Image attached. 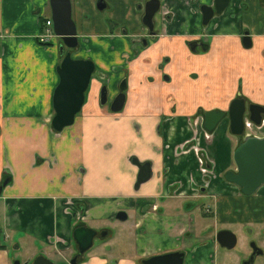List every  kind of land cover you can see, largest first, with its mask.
Listing matches in <instances>:
<instances>
[{
  "label": "crops",
  "instance_id": "1",
  "mask_svg": "<svg viewBox=\"0 0 264 264\" xmlns=\"http://www.w3.org/2000/svg\"><path fill=\"white\" fill-rule=\"evenodd\" d=\"M93 1L83 3L90 8ZM164 1L173 20L150 54L144 51L128 63L121 56L126 49L116 56L108 52V42L101 40L107 28L99 17L82 25L83 40L90 36L103 44L91 58L100 74L110 76L109 97L127 77V102L119 114L103 106V81L97 75L75 123L57 133L52 118L61 62L58 43L44 47L37 41L40 13L50 15L48 0H0V185L6 176L11 180L0 196V264H32L40 255L68 264L77 255L73 234L80 224L97 231L110 226L111 233L78 264H141L175 251L185 253L184 264H228L233 257L219 252L209 223L248 222L254 199L264 210L260 193L247 198L216 180L212 191L219 196L218 214L213 221L196 206L203 199L171 197L175 185L179 193L192 191L190 178L202 182L195 154L175 150L190 136L187 116L201 107L227 108L239 84L252 101L264 105V0H233L223 22L209 27L215 37L205 56L186 47L187 40L204 31L190 13V1ZM132 14L137 25V14ZM245 27L253 37L251 50H244L238 38ZM165 56L171 62L161 70ZM214 58L222 65L217 70ZM117 65L124 70L114 73ZM226 123L210 147L219 175L237 145ZM133 157L150 161L154 172L139 188ZM77 211L83 212V222L72 216ZM119 211L127 212V221L115 220ZM263 215L256 221L264 222Z\"/></svg>",
  "mask_w": 264,
  "mask_h": 264
},
{
  "label": "flooded vegetation",
  "instance_id": "2",
  "mask_svg": "<svg viewBox=\"0 0 264 264\" xmlns=\"http://www.w3.org/2000/svg\"><path fill=\"white\" fill-rule=\"evenodd\" d=\"M136 1H137L136 2V8L138 10V12H136V14H137L136 17H138L137 25H135L134 21L131 18H129L130 24H131L130 29H127L125 27L123 30L117 32L116 34L112 31L113 28H111L110 31L105 30L103 32V42L104 43L108 42L109 49H110V50H108V52L110 53V55L113 56L114 53L117 55V54H119L118 51L121 52V50L125 49V47H126V52L122 51L121 56H122V62L124 60L127 63L129 61H133V60L137 59V57L140 55V53L142 54L144 51H145L144 53L150 54L149 49L151 47H153L155 44H157L159 42V40L163 37V33H164L163 30H164L165 26L168 23H170L175 16V14L171 11V9L169 8V6L166 4V2L164 0H158L159 3H158L157 11L150 18H147L146 7H147V4L151 0H136ZM189 1H190L189 7L191 8L190 13H191V15L197 16L199 18L200 24H201L202 28L204 29V31H203V33H201L199 38H196V39L193 38V39L187 40L186 41L187 42L186 47H187L188 51H190L194 55H199V56L209 55L212 51V40L215 37V34L214 33L212 34V32L209 31V27L213 24V22H216L215 24L217 26L219 23L223 22L222 19L225 16V14L227 13V11L230 9V6L232 5L233 0H228L227 4L221 10V12H219L216 8V0H210V2H206V0H193V1L189 0ZM70 2H71V8H72V19H73L75 26H76V29H77L78 45L74 48H68V47L64 46V52L63 53L61 52V46L64 45V42H63L62 38L60 36H58L55 32V28H54L55 24H54V21L52 18L51 0H48V3H47L48 10H50V15L45 16V13H43V11L40 13V14H42L39 16V21L41 23V32L37 36V41L41 46H44V47L53 46L54 44L58 43L57 45H58V49H59V53H60L61 62L63 61V59L67 53L71 54V57L73 60H90V61H92L94 64L95 70L92 74L89 87L85 92V101H84L83 106L85 105V103L87 101V94L91 88L92 81H93L94 77L99 75V76H101V80L103 81V84L101 85V90H100V102H101V104L103 106L107 107L108 110L112 114H119L124 110L126 102H127V91H128V87H129L128 86V78L124 77L120 80V82L117 84V89H118L117 94L113 98H110L109 97V93H110V89H109L110 76H109V74H107L105 72L100 74V70L97 69V66H96V63L94 62V60L91 57H88L85 52H82L83 49L80 48V43H81L80 39L83 38L84 35L80 36V34H79L77 23L74 20V11H75V7H79V6L82 7L83 6V0H70ZM97 7H98V10L104 11L109 7V4L106 0H98ZM132 11H134V10H132ZM132 11L130 13V16H133ZM204 12H206V13L212 12V14H211L212 17L209 19V21L207 23H204ZM234 17L235 16L233 15L232 18H234ZM45 19H50V21L52 22L55 36L53 38H51L48 42L41 43L40 42V35L42 34V31H43L42 27H43V23L46 21ZM108 25L105 24L107 29H108V27H110ZM133 25H135V26L132 27ZM229 36H236V35L231 34ZM125 38H126L127 45H125L122 48L123 43H125V40H124ZM238 38L240 40V45L244 50H251L253 48V37H252L250 30L247 27L243 28L241 34L238 35ZM205 39H207V40H205ZM245 39L249 40V42L251 44V45H249V47L245 46V43H244ZM113 44H116L119 47V49H117ZM129 50H131L130 53H127ZM61 62H60V64H61ZM169 62H171V58L169 56L163 57L161 63L159 64V68L161 70L164 69L165 64H167ZM58 67H57V72H58ZM123 68L124 67L117 65V66H113L112 70L114 73H117V71L124 70ZM58 75H59V73H58ZM165 77H166V74H165ZM168 78H166V79H168ZM59 83H60V76H59ZM59 83H58V85H59ZM104 89H105V91H104ZM243 89H244L243 85L239 84L236 94L232 97V99L229 102L228 107L225 109L218 108V107L217 108H211V109H205V108L201 107V108L196 110L195 114L187 116V126H188L187 128L191 132V133H189L190 136L181 145H179L175 149V150L180 151L182 153L192 152L193 154H195L202 182L199 185L198 183H196L195 180L190 178L191 185H192L191 186L192 191H184L183 190V191H180L179 193H178V191H179L178 186L175 185L176 188L173 189V191L171 193V197H177L178 196V197H181L185 200H193V202H195L194 200H197V199H203V201L201 203H198L196 206L199 207V209H202V210L204 209L203 214L205 215V217L209 218V220H211V221H213L214 218H217V214H218L217 208H218L219 196L216 193H213V191H212L213 183L215 180H216V183H226V184L233 185L234 187H236L239 190V193L242 196L247 197V198L254 197L255 195L259 196V193H260L261 194L260 198L264 201V184H262V186L253 195L246 196L242 193L241 189L237 185L229 182L226 179V174L228 172L237 173V171H238V167H237V164L235 161V152L240 147V145L242 143H244L247 138L264 139V113H261V123L257 124L252 119V114L250 111L251 106L256 105V106H259V107L264 109V105L252 101L247 95H245L243 93ZM103 93H105V94H103ZM121 93H124L125 97H126L124 107L119 112H113L111 110V106H112L114 100L116 99V97L118 95H120ZM54 94H55V92H54ZM53 99H54V96H53ZM103 100H104V103H103ZM237 100L244 101V105H245V111H244L243 119H242V121H243V132L241 134H234L232 132V129H231V113H230V111L232 110V107L234 105L233 103H235ZM83 106H82V108H83ZM53 109H54V104H53ZM81 111H82V109L76 115V117L81 113ZM213 112L214 113H222L223 117L219 120V122L216 124V126L212 130H210L206 126L207 115L209 113H213ZM54 116H55V109H54ZM54 116H53V118H54ZM76 117H75V120H76ZM53 118H52V120H53ZM225 122H227L226 125L229 128V135L232 138H234L237 145L233 151V155L231 156L232 158H231V161H230L228 167L225 169V171H223L219 175L217 173L216 159L210 155V153H211L210 147L212 146V144L214 142V138L216 136L217 131L220 129V126ZM74 123H75V121H74ZM52 127H53V125H52ZM68 127H70V126H68ZM65 128H67V127H65ZM53 130L57 133H61L63 131V130L62 131H56L54 129V127H53ZM131 162L138 169L137 178H136V182H135V188H139L142 184L150 181L153 178L154 172H153L152 163L150 161L141 162L138 158H135V157L132 158ZM137 163H139V164L149 163L151 171H152L151 177L148 180L143 181L142 183H138L140 168L137 165ZM10 181L11 180L4 179V181L2 182L0 187H2V189H3L5 186H7L10 183ZM5 182H7L6 185H4ZM197 201H196V203H197ZM154 209L156 210V207H154ZM120 212H123L127 215L126 220L121 221V220L117 219V215ZM259 214H264L263 208ZM72 216L74 217L75 220H79V221L83 222V220L81 219V218H84L83 212L77 211L74 214L72 213ZM115 220H118L119 222L127 221L128 220L127 212L119 211L115 215ZM262 220H258L257 222L264 224V222H262ZM245 223H247V222L229 223V222L214 221L212 223H209V226L207 227V230L211 231L214 234V240H215V243L217 244L218 250L220 248L225 249V251H223V253H230L231 256L233 257L227 261L228 264H233L235 262V260L239 264H255L256 261L260 257H264V246L262 244H259L257 241L254 243H251L250 254L247 257V259L246 258L244 259L243 257L241 258L238 255L233 254L232 250L235 249L236 246L238 245L239 235L237 232L230 229L232 226L231 224H233V225L240 224L242 227L243 224H245ZM79 227H88V226H86L84 224H80L78 226V228ZM88 228H90V227H88ZM243 229H244V227H242V230ZM95 231L98 232L97 230H95ZM102 232L106 233V237L103 238L106 241L109 238L111 232L109 229H104ZM222 232H229V233L231 232L236 237L237 242L233 248H228V247L221 245V243L218 240V235ZM98 234L99 235L97 237H100L101 232L100 233L98 232ZM73 236H74V234H73ZM75 243H76V241H75ZM93 245H94V242H93ZM76 247H77V253H78L79 249H78L77 243H76ZM219 252H220V250H219ZM171 253H182L184 255L183 256V264H184V262H185V253L184 252L175 251V252H170L167 254H171ZM162 255H164V254H162ZM146 259H148V258H146ZM146 259H144V260H146ZM214 260H216V256H215ZM142 261H141V264H142ZM17 262H19V261H17Z\"/></svg>",
  "mask_w": 264,
  "mask_h": 264
},
{
  "label": "water",
  "instance_id": "3",
  "mask_svg": "<svg viewBox=\"0 0 264 264\" xmlns=\"http://www.w3.org/2000/svg\"><path fill=\"white\" fill-rule=\"evenodd\" d=\"M228 0H216V8L219 12L225 7ZM158 0H151L146 7L147 18H150L158 9ZM52 18L55 24V32L64 42L61 46V52H64V46L74 48L78 45L77 29L72 19V8L70 0H51ZM218 12V13H219ZM211 13L204 12V23H207L212 17ZM245 46L249 47L248 39L244 40ZM95 70L94 64L90 60H73L70 53H67L58 67L60 83L54 94L53 104L55 116L52 125L56 131H62L65 127L71 126L76 115L82 109L85 101V92L89 87L92 74ZM105 91V89H104ZM105 94V93H103ZM125 94L121 93L114 100L111 110L119 112L125 104ZM104 103V100H103ZM231 113V129L234 134L243 132V114L245 111L244 101L237 100L233 103ZM252 119L261 123V113L264 109L259 106H251ZM223 117L222 113H209L207 115V128L212 130L219 120ZM235 161L238 167L237 173L228 172L226 179L237 185L246 196L253 195L264 184V139L247 138L244 143L235 152ZM140 173L138 183L148 180L152 171L150 164H139ZM7 182L4 183L6 185ZM0 187V195L2 192ZM117 219L124 221L127 215L120 212ZM92 228L79 227L74 231V240L78 245V253L69 264H78L79 258L88 252L94 240L98 236ZM101 238L106 237V233L101 232ZM218 240L222 246L233 248L236 245V237L233 233L222 232L218 235ZM182 253H171L153 256L142 261V264H183ZM14 264H20L15 262ZM32 264H55L49 258L40 255L35 258Z\"/></svg>",
  "mask_w": 264,
  "mask_h": 264
},
{
  "label": "rangeland",
  "instance_id": "4",
  "mask_svg": "<svg viewBox=\"0 0 264 264\" xmlns=\"http://www.w3.org/2000/svg\"><path fill=\"white\" fill-rule=\"evenodd\" d=\"M106 1L108 2L109 7L104 11L98 10V7H97L98 0H94L90 8L84 5V3L82 7H75L74 20L77 23L78 31L81 30V27L83 24H86L89 21H91L94 16L99 17L103 21V23H105L106 25L109 24L108 26L110 27H108L107 31H110V29L113 28L112 31L115 34L123 30L125 27L127 29L131 28L129 18L133 19L134 16H130V13L132 10H134L135 12H138L136 8V2H134V0H106ZM84 37L85 36H83V38ZM83 38L80 39L81 40L80 48L83 49L82 52H93L92 54H88L87 56L93 57L94 59H96L97 53L100 50H103V44L94 43L93 38L90 36H86L85 40H83ZM113 45L117 49H119V47L116 44H113ZM213 63H214L213 68L215 70H217L218 67L222 66L221 63L218 62L217 58H214ZM175 81L179 84L181 83V79H178ZM174 84L172 87H169L168 89L169 93L171 90H174V88H176ZM243 211L246 212V208H244ZM260 211H262V205L259 204L258 199L257 200L254 199V204L251 206L250 210H248V213L250 215L249 221L243 224L242 226L244 227V229L242 230V227L240 224H237V225L231 224L232 226L230 229L234 230L239 235L238 245L236 246L235 249L232 250L233 254H236L241 258L243 257L244 259L245 258L247 259V257L250 254L251 243H254L257 241L259 244H262L264 246V224H261L260 222L256 221V218L257 216H259ZM105 228L109 229L110 226H105ZM103 230H98V232H102ZM104 241L105 239H101L100 237H97L94 241V246L101 244ZM219 250L220 252L225 251V249H221V248ZM55 264H61V263L56 262ZM255 264H264V257H260L256 261Z\"/></svg>",
  "mask_w": 264,
  "mask_h": 264
},
{
  "label": "built area",
  "instance_id": "5",
  "mask_svg": "<svg viewBox=\"0 0 264 264\" xmlns=\"http://www.w3.org/2000/svg\"><path fill=\"white\" fill-rule=\"evenodd\" d=\"M45 20L46 21L43 23V27H42L43 31L42 34L40 35L41 43H46L55 36L52 22L50 21V19H45Z\"/></svg>",
  "mask_w": 264,
  "mask_h": 264
},
{
  "label": "trees",
  "instance_id": "6",
  "mask_svg": "<svg viewBox=\"0 0 264 264\" xmlns=\"http://www.w3.org/2000/svg\"><path fill=\"white\" fill-rule=\"evenodd\" d=\"M5 179H6V180H7V179L9 180V176H6ZM80 260H81V258H79V263H80Z\"/></svg>",
  "mask_w": 264,
  "mask_h": 264
}]
</instances>
